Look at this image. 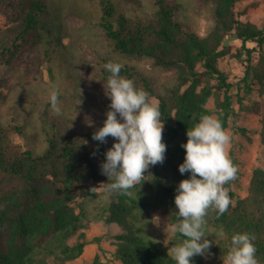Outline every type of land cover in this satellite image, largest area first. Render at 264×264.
Segmentation results:
<instances>
[{
    "label": "trees",
    "instance_id": "1",
    "mask_svg": "<svg viewBox=\"0 0 264 264\" xmlns=\"http://www.w3.org/2000/svg\"><path fill=\"white\" fill-rule=\"evenodd\" d=\"M206 1L211 3L215 19L210 32L201 36L182 24L179 4L172 0H96L95 12L100 13V24L116 51L151 58L159 66L176 68L178 73L176 84L161 93L146 77L132 71L131 64L121 67L120 75L131 78L138 75L149 98L158 100L167 145L163 164L150 166L145 181L131 190L132 196L104 191L106 184L112 182L101 173V163L110 148L108 138L107 143L94 140L101 156L98 159L88 144L75 142L73 136H63L55 121L43 118L45 140L40 150L14 153L12 136L20 133L27 137L29 120L0 121V264H69L84 253L89 243L83 232L76 243H69V239L86 221L102 219L123 228L116 235V256L123 264H176L161 241L153 235L146 239L136 228L139 226L151 234L150 211L160 206L170 212L175 225L180 222L174 198L179 182L190 177V173L179 171L186 151L182 145L187 141V130L202 115L212 114L213 110L207 106L212 96L216 98L222 126L226 129L229 125L234 112L229 91L234 84L228 81L219 61L231 51V46L226 45L230 34L235 33L242 40V48L249 54L245 80L253 76L264 86V54L260 64L253 66L251 58L256 48L247 47V42L263 47L264 27L237 17L240 0ZM145 2L151 4V13ZM54 20L46 2L33 1L11 38L0 41V65L12 61L29 35L52 42ZM59 64L57 58L56 65ZM63 70L61 67L60 71ZM3 83L0 77V99L6 97L1 89ZM94 132L89 131L91 138ZM12 180L18 182L8 188L3 186ZM206 219L207 234L221 230L227 234L214 246L221 256L228 253L233 234L251 233L255 236L259 264H264V169H254L250 193L239 199L238 206L230 205L220 216L210 211ZM183 239L175 233L172 241L178 245ZM98 258L93 263L80 264H99ZM192 264H204L202 256L193 257Z\"/></svg>",
    "mask_w": 264,
    "mask_h": 264
},
{
    "label": "rangeland",
    "instance_id": "2",
    "mask_svg": "<svg viewBox=\"0 0 264 264\" xmlns=\"http://www.w3.org/2000/svg\"><path fill=\"white\" fill-rule=\"evenodd\" d=\"M35 0H3L0 4V41L10 39L14 30L23 22L24 17ZM46 2L55 18L52 27V42L38 35L27 36L11 62L0 65V77L4 85L1 89L6 97L0 99V121L23 123L28 119L27 137L15 133L11 139V149L21 153L28 149H38L44 144L43 118L55 121L56 128L63 136H73L75 142H85L98 159L96 142L89 136L90 130L103 126L106 112L110 107V97L106 95L107 78L110 73L105 69L108 62L121 65L129 63L153 84L158 92H165L177 82V69L164 68L148 57L127 56L115 50L100 24V13H96V0H42ZM125 1V0H123ZM178 5V15L185 27L196 30L206 36L214 23L211 3L206 0H172ZM98 3V2H97ZM151 13V4L145 2ZM237 17L244 22H252L264 27V0H240L236 7ZM236 35L232 33L228 36ZM231 51L219 61V66L226 72L228 81L234 85L229 94L234 112L229 118L226 130L232 137L229 155L238 166L237 178L231 186L225 185L233 201V207L239 205V199L250 193L252 174L255 168L264 169V142L262 126L264 119V86L253 76L245 80L248 53L242 48V40L230 41ZM247 47L256 48L252 52L251 64H260L263 47L255 42H247ZM2 51V50H1ZM241 54V55H240ZM60 64L56 65V59ZM61 67H64L61 72ZM136 80L137 86L145 89L143 80L135 75H120ZM60 92L59 100L62 109L60 115L54 114L49 103L50 93ZM224 98V95H221ZM151 100L158 103L155 97ZM218 117L216 98L212 96L207 104ZM95 128V129H94ZM164 131V127H163ZM114 138L108 137L110 148ZM12 180L4 183L8 188L17 183ZM156 223H159L157 226ZM175 223L170 219V212L164 206L150 211L149 234L137 226V231L146 239L154 236L169 250L177 246L172 238L175 233L170 229ZM123 228L118 223H107L105 220L86 221L85 226L69 239L73 244L83 232L89 241L84 253L69 264L83 262L93 263L99 256V264H123L116 256L118 239L116 235ZM224 237L227 236L224 233ZM208 239L220 240L210 231ZM211 245L210 255L204 256V264H223L226 255L221 256Z\"/></svg>",
    "mask_w": 264,
    "mask_h": 264
},
{
    "label": "clouds",
    "instance_id": "3",
    "mask_svg": "<svg viewBox=\"0 0 264 264\" xmlns=\"http://www.w3.org/2000/svg\"><path fill=\"white\" fill-rule=\"evenodd\" d=\"M121 67L118 62L105 64L110 73L106 90L110 107L103 126L92 138L107 143L111 136L115 141L101 163V173L112 181L106 184L105 193L132 196L131 190L145 181L150 166L163 164L167 145L163 140L164 121L159 105L149 98L148 92L137 88L133 80L121 77ZM59 96L60 92L53 90L49 97L56 115L62 111ZM231 141L222 121L213 115H202L200 121L187 130V141L182 145L186 150L185 159L179 171L190 173V177L182 179L177 186L174 203L180 222L170 229L184 239L168 249V255L176 264H192V258L198 255L207 259L211 245L216 244L215 240L208 239L206 218L210 211L223 215L233 204L225 187L237 178L239 171L229 155ZM224 235L222 230L215 233L218 239H223ZM254 240L251 233L233 234L223 264H259Z\"/></svg>",
    "mask_w": 264,
    "mask_h": 264
},
{
    "label": "water",
    "instance_id": "4",
    "mask_svg": "<svg viewBox=\"0 0 264 264\" xmlns=\"http://www.w3.org/2000/svg\"><path fill=\"white\" fill-rule=\"evenodd\" d=\"M236 37H237L236 35H233V36H231L230 38H227V40H226V45H229V44H230V41H231L232 39L236 38Z\"/></svg>",
    "mask_w": 264,
    "mask_h": 264
}]
</instances>
